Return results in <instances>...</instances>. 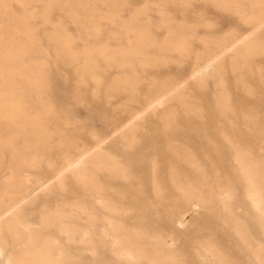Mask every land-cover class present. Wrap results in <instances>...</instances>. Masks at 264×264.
<instances>
[{"label":"bare ground","instance_id":"6f19581e","mask_svg":"<svg viewBox=\"0 0 264 264\" xmlns=\"http://www.w3.org/2000/svg\"><path fill=\"white\" fill-rule=\"evenodd\" d=\"M93 1L115 5L117 0H42L40 11L30 10V3L27 1L25 8L29 16H9L14 30L0 31V152L13 146L18 136L24 135L25 148L31 150L33 155L24 158L22 163L35 168L46 165L43 169L44 178L34 181L29 188L31 192L47 182L43 189L55 182L60 188H68L61 194L64 205L72 204L75 198L86 196L94 204L102 206L99 214L97 209L87 210L79 203H74L76 213L89 215L87 227H81L80 231L86 236L85 247L92 253L91 264L103 263L105 252H114L118 257L130 260H146L158 264H174L181 261L171 252L164 240L156 243L153 241L155 236L150 226L152 222L149 221L152 216L165 213L175 228L185 222L174 209L162 211L144 208L152 204L142 189L149 180L155 193H160L168 187L175 202L186 204L196 212L198 208H205L213 213L221 204L222 210L233 218L232 226L240 233L246 247L253 250L263 247L264 242L252 238L251 227L243 221L244 219L234 214L235 182L227 171L229 158L232 157L241 169L240 181L245 188L244 194L251 201L249 202L264 233V169L256 176L258 172L253 169V161L246 159L252 152L248 143L250 138L264 136V108L262 110L258 105L261 103L260 105L264 106V66L252 62L253 57L264 56L262 37L257 33L234 36L232 40L227 36L221 39L204 38L195 30H190L188 35L197 37L203 44L201 49H197L192 47V40L185 36L181 25L178 26V19L169 11L163 8L155 10L161 14L156 23L157 27H165L167 30L166 34H158L150 30V26L154 24L153 18L148 15L141 17L146 13L144 10H135L126 17L121 13L124 10L121 6L120 9L114 7V10L109 11L107 18L110 22L119 23L121 31L127 35V45L122 49L113 50L105 45L75 51L72 49L70 36L63 37L57 31L49 35V39H61L55 48L59 60H70L73 63L83 59V64L75 66L74 69L80 71L82 80L79 84L90 79L94 86L100 85L102 75L97 73L100 68L98 61H105L106 69L112 66L123 68L128 65L124 55L126 52L140 59L142 69L161 61V54L167 51L178 52L183 60L194 59L190 76L202 88L199 96L193 98L187 94L186 90L191 86L186 81L187 78H179L176 81H151L149 84L154 90L147 96L146 103L143 106L126 107L125 116L121 117L115 126V131L120 130L123 138L132 141L139 130V123L150 119V125L140 144L145 157L151 163L142 166L118 160L110 152H104L99 145L103 140L100 137L95 138L93 145L86 143L82 147L55 141L53 134L56 131L47 123V116L53 113V109L45 106L31 110L25 101L26 91L33 89L38 92L44 84L50 83L49 78L52 77L45 72L42 66L44 64L41 65L37 61L35 54L32 55V52L36 53V31L28 26L31 22L28 17H40L44 22H50V12L54 8H60L65 10L74 22L82 24L84 20L81 11L90 9ZM219 6L240 13V18L254 24L253 28L264 22V4L261 0H219ZM245 6L259 7V11L248 16L245 10L240 9ZM94 12H88L86 16L89 22L98 24L99 15ZM31 23H34L33 20ZM95 30L97 34L98 27ZM18 33L24 35L27 45L16 42L15 35ZM211 41H215V47L209 46ZM227 50H232L236 56L231 65L240 97L244 100L256 98L257 103L249 102L239 108L233 105L232 91L224 78L222 56ZM158 54L160 56L156 57ZM130 68L135 70L137 67ZM248 74L260 78V89L247 78ZM53 78L58 79L59 76L55 74ZM140 81L136 77L118 78L114 89L132 92ZM64 86L65 92L55 97L54 102L61 103L73 99L75 93L72 92V86L77 88L79 85ZM76 90L78 92L79 89ZM129 100L140 105L142 103L135 94ZM172 102H178L182 107L175 109L171 105ZM130 153L138 154L134 147H130ZM54 155L59 157V161ZM231 166L234 170L237 167ZM149 170L152 173L150 177L147 176ZM165 177H168V181ZM20 186L11 185L6 195H0V261L3 264H70V257L68 258L57 234L65 233L67 239L73 241L71 238L77 229L69 225L68 218L60 209L42 211L41 224L37 227L27 222L25 214L20 212H32L35 207L24 203V199L31 192L27 193L29 189L23 190ZM128 190L134 191L131 197H137L138 203L123 200V194ZM165 196L160 195L161 198ZM16 205L18 207L15 211L1 217ZM142 219H148V222L143 224ZM207 249H210V245Z\"/></svg>","mask_w":264,"mask_h":264},{"label":"rangeland","instance_id":"374dc122","mask_svg":"<svg viewBox=\"0 0 264 264\" xmlns=\"http://www.w3.org/2000/svg\"><path fill=\"white\" fill-rule=\"evenodd\" d=\"M27 1L30 3V10H42V0H0V31L14 30H12L14 24L9 22L10 15H30L25 8ZM261 1L262 4H264V0ZM93 2L90 4V9L81 11L84 20L82 24L74 22L68 16L67 12L60 8H54L50 12V22H44L40 17H28L29 21L32 22L33 20L34 22L28 23V26L36 31L34 46L36 53L32 52V55L35 54V58L38 59L37 61L41 63V65L44 64L42 66L45 72L52 77L49 78L50 83L44 84L38 92L33 89L31 91L28 90L29 93L26 91L25 101H27L26 103L31 110L37 108L42 109L45 106L53 109V113L47 116V123L50 128L56 131L53 134V139L55 141H64L70 143L72 146L82 147L86 143L93 145L95 143V138L100 137L103 138V140L99 145L102 146L104 152H110L118 160L134 162L142 166L151 163V161L145 157L140 144L142 143L143 135L147 132V127L150 125V119L139 123L137 127L139 130L132 141L123 138L120 135V130L115 131V126L118 120L125 116L126 107L143 106V104L146 103L147 96L154 90L153 86L151 87L149 84L151 81H176L179 78H187L186 81L191 84L186 90L187 94L192 95L193 98L199 96L202 88L198 86L194 78L190 76L194 59L189 58L188 60H183V57L178 54V52L167 51L161 54L163 58L160 59L161 61L156 62L154 65H147L145 69H142L140 59L132 53L126 52L124 55H126L125 58L128 60V65L123 68L112 66L106 69V62L98 61L100 68L97 70V73L102 75L100 85L94 86L93 81L88 78L86 82L79 84L82 80L79 76L80 71L74 69L75 66L83 64V59L73 63L70 60H59L56 57L55 48L58 46L61 39H49V35L57 31V33L60 32L63 37L70 36L72 49L75 51H82L87 48L95 49L105 45L113 50L122 49L127 45V35L123 34L119 23L110 22L107 18L109 11L111 12L114 10V7L120 9L119 6H121V8L124 9L121 13L126 17H129L135 10H144L146 13L142 14L141 17L145 15L151 16L154 24L150 26V30L152 33L158 34H166L167 30L165 27H157L156 23L161 14L155 10L157 8H163L169 11L172 16L178 19V26L181 25L185 32V36L192 40V47L197 49H201L203 44L197 37H190V35H188L190 30H195L204 38L216 37V39H221V37L227 36L231 40L234 36L258 33L264 40V22L256 28H253L254 24L240 18V13L233 9L229 10L220 7L219 0H117L115 5L101 1ZM240 9L245 10L248 16L259 11V7L252 8L245 6ZM129 10L132 11L130 12ZM92 11H95L94 13L97 16L99 15V26L97 23L95 24L88 21V16L86 15L88 12ZM96 27L99 29L97 34L95 33ZM15 36L17 37L16 42L27 45L26 38L23 34L18 33ZM209 46L215 47V41H211ZM157 56L159 57L160 55L158 54L156 57ZM222 57L224 58L225 67L224 78L227 82V86L230 87L232 91V97L234 99L233 105L239 108L249 102L257 103L255 100L256 98L244 100L240 97L241 94L238 93L240 90L235 84V74L231 65L232 61L235 60V53H233L232 50H227L223 53ZM252 62L260 63L264 66V56H255L252 58ZM130 66H135L137 68L134 70L130 68ZM55 74L59 76L58 79L53 78ZM126 76L131 78L136 77L141 80L136 85V90L131 92L126 89H120L118 91L114 89L115 81L118 78L120 79ZM247 78L253 85H256L258 89L261 88V85H259V77L254 78V76L248 74ZM65 84L79 85L77 87L79 89L78 92L76 90L77 88L72 86V92L75 93L73 99L61 103L54 102L55 97L65 92ZM133 94L138 96L142 101L141 105L136 101L130 102L129 98ZM260 104L261 103L258 104L259 108L263 110L264 106ZM171 105L175 107V109H180V107H182L178 102H172ZM239 122L242 121L239 120ZM57 129L60 130L58 131ZM2 134H4V132H2ZM25 142V136L20 135L16 138L14 142L15 145L13 144L10 148L7 147L4 151L0 152V159L2 158L0 161V195H6V191L11 188V185L16 187L21 185L20 188L26 190L33 185L35 180L44 178L43 169L46 165H43L44 167L42 166L41 168H35L22 163L24 158L33 155L31 150L25 148ZM248 143L252 148V152L246 159L250 162L253 161V169L258 172L256 174V176H258L264 169V136L258 138L252 137ZM16 145L17 147H15ZM130 147L136 148L138 154L132 155L130 153ZM55 159L59 161V157L55 156ZM233 160L232 157L229 158L227 171L228 175L232 177L235 182L234 189L236 191V200L233 204L234 214L241 217L242 220L244 219L243 221L251 227L250 232L253 239L264 242V233L260 229V221L250 203L251 201L244 194L245 188L240 181L241 169ZM231 165H236V169L234 170ZM151 175L152 173L149 170L147 176L150 177ZM165 179L168 181V177H165ZM53 183L46 189L42 188L46 184L36 189L37 191L34 190L31 192L29 189L27 193H31L24 199V203H26V205L28 204V206L32 205L35 209L32 212L23 210L20 213L25 214L27 222L37 227L41 224L42 211L62 210L68 218L69 225L77 229L71 238L73 241L67 239L65 233L59 232L57 234L62 246L66 250L68 258L70 257V264H91L92 253L85 247L84 243L86 236L82 233L83 231H80L81 227H87L89 215L87 213H76L74 203H79L86 207L87 210L97 209L99 214L101 213L102 206L94 204V202L86 196L75 198L72 204L64 205L62 203L61 194L67 191L68 188L67 186L60 188L57 186V183ZM142 189L146 192L148 200L152 202V204L146 205L144 207L145 209H159L162 211L174 209L182 219H184L185 225H179L176 228L170 224L169 218L165 213L152 216V218L149 219V221L152 222L150 225L154 233L152 234L155 236V238H150H153L155 243L159 240H164L166 242L171 252L181 260L174 264H264V246L258 250L247 248L244 241H242L240 233L235 231L233 227V218L222 210L221 204H219V207H217L213 213H210L205 208H198L196 212L190 209L186 204L179 201L175 202L174 195H170V189H168V187L162 189L160 193H155L153 191L152 182L149 180ZM132 193H134L133 190H128L127 193L123 194V200L125 202L131 201L134 204L138 203L139 200L137 197H131ZM161 194H165V198H161ZM17 207L18 205L12 207L10 209L11 211L9 210L7 214L5 213L1 217H5L12 211H15ZM188 213L190 214L188 215ZM31 219L33 220L32 222ZM141 222L144 224L148 222V219H142ZM209 245L210 249H207ZM169 253L170 252H168V254ZM1 257L2 254L0 253V259ZM103 258L104 262L101 264H158L146 260L135 261L124 257H118L114 252H105ZM0 264L3 263L0 261Z\"/></svg>","mask_w":264,"mask_h":264}]
</instances>
